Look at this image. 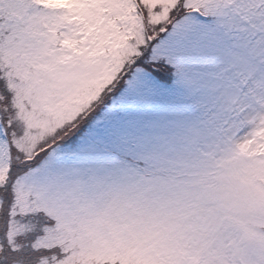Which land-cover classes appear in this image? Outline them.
I'll return each instance as SVG.
<instances>
[{"label": "snow or ice", "instance_id": "obj_1", "mask_svg": "<svg viewBox=\"0 0 264 264\" xmlns=\"http://www.w3.org/2000/svg\"><path fill=\"white\" fill-rule=\"evenodd\" d=\"M0 264H264V0H0Z\"/></svg>", "mask_w": 264, "mask_h": 264}]
</instances>
